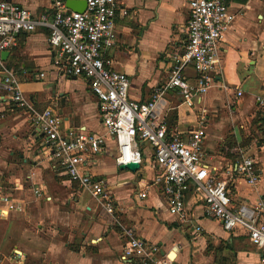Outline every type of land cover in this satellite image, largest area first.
I'll list each match as a JSON object with an SVG mask.
<instances>
[{
  "label": "crops",
  "instance_id": "crops-1",
  "mask_svg": "<svg viewBox=\"0 0 264 264\" xmlns=\"http://www.w3.org/2000/svg\"><path fill=\"white\" fill-rule=\"evenodd\" d=\"M0 1L35 15L51 7L50 0ZM118 1L127 13L114 18L112 67L129 76L131 99L147 101L166 81L172 55L186 41L188 0ZM228 5L232 19L218 44L206 91L188 108L177 91L168 89L160 107L168 129L182 135L205 117L202 158L209 166L218 169L245 156L258 160L256 184L234 178L229 186L234 202L251 205L264 195V159L258 149L264 126L256 103L257 96H264V0H228ZM47 35L46 28L18 33L0 62L13 73L31 108L58 113L63 133L103 135L105 149L89 171L106 180L112 208L106 210L56 169L29 110L10 102L0 89V264H131L120 257L127 231L158 245V256L169 264H258L259 252L247 232L223 230L204 214L191 188L184 194L185 220L170 214L145 144L137 170L116 166L115 144L100 123L96 98L82 76H65L53 65ZM3 75L0 67V80ZM188 79L192 82L194 74L188 73ZM143 191L146 196L137 197ZM196 226L198 234L193 233Z\"/></svg>",
  "mask_w": 264,
  "mask_h": 264
},
{
  "label": "built area",
  "instance_id": "built-area-1",
  "mask_svg": "<svg viewBox=\"0 0 264 264\" xmlns=\"http://www.w3.org/2000/svg\"><path fill=\"white\" fill-rule=\"evenodd\" d=\"M50 1V10L36 15L17 4L0 1V52L15 46L18 33L46 28L47 43L55 55L53 65L65 76H82L96 98L100 123L115 144L116 166L141 163L140 148L145 144L156 168L155 182L161 187L170 214L179 221L185 220L184 194L191 188L192 197L201 203L204 214L219 221L223 230L247 232L250 244L259 252L258 264H264V195L247 205L234 202L229 192L234 178L249 185L259 181L258 160L245 156L218 169L209 166L202 158L201 128L205 117L201 116L197 126L182 135L168 129L160 107L168 89L177 91L188 108L197 104L206 91L213 79L218 44L232 19L228 0H188L186 41L181 50L173 53L166 81L154 89L149 100L142 102L129 97L130 78L112 67L109 56L116 43L114 18L118 13H127L119 1L85 0L83 12L69 10L63 0ZM0 67L4 72L0 89L10 102L29 110L30 121L42 134L56 169L110 211L112 196L106 180L89 171L93 158L105 149L103 135L78 130L63 133L58 113L51 108L41 112L31 108L13 73L2 62ZM190 72L194 74L192 82L188 79ZM256 103L264 126V96H257ZM258 149L264 159V139ZM145 196V191L137 194L139 198ZM199 231L196 226L193 233ZM126 234L122 259L131 264H169L158 256V245L131 231Z\"/></svg>",
  "mask_w": 264,
  "mask_h": 264
},
{
  "label": "water",
  "instance_id": "water-1",
  "mask_svg": "<svg viewBox=\"0 0 264 264\" xmlns=\"http://www.w3.org/2000/svg\"><path fill=\"white\" fill-rule=\"evenodd\" d=\"M65 7L68 8L71 11H75V12H83L84 9L86 8V2L85 0H65ZM9 51L4 50L0 52V58L1 60L5 61L6 57L8 56ZM139 167V164L137 162H130V163H126V164H121L119 166L120 169H127L130 171H135L137 170ZM173 256L172 253L169 254Z\"/></svg>",
  "mask_w": 264,
  "mask_h": 264
},
{
  "label": "bare ground",
  "instance_id": "bare-ground-1",
  "mask_svg": "<svg viewBox=\"0 0 264 264\" xmlns=\"http://www.w3.org/2000/svg\"><path fill=\"white\" fill-rule=\"evenodd\" d=\"M173 256L172 255H170V258H172Z\"/></svg>",
  "mask_w": 264,
  "mask_h": 264
}]
</instances>
